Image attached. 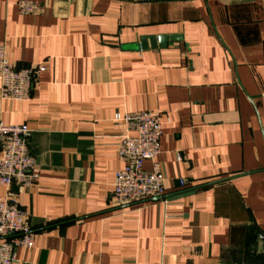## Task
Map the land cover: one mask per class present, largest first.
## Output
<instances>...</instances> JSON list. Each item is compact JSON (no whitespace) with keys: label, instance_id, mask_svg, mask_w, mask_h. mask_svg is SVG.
I'll return each instance as SVG.
<instances>
[{"label":"crops","instance_id":"crops-1","mask_svg":"<svg viewBox=\"0 0 264 264\" xmlns=\"http://www.w3.org/2000/svg\"><path fill=\"white\" fill-rule=\"evenodd\" d=\"M19 1L0 0V44L44 70L28 101L0 97L39 175L0 185L34 237L14 264H264V0ZM141 110L163 119L165 192L117 205L115 115Z\"/></svg>","mask_w":264,"mask_h":264},{"label":"built area","instance_id":"built-area-1","mask_svg":"<svg viewBox=\"0 0 264 264\" xmlns=\"http://www.w3.org/2000/svg\"><path fill=\"white\" fill-rule=\"evenodd\" d=\"M18 6L22 14L39 10V5L30 0H20ZM43 70V66H18L8 57L5 45L0 44L1 99L28 101L37 72ZM115 119L125 124L118 148L123 165L116 170L114 177L115 203L120 205L161 197L165 192L158 160L163 134L161 114L141 110L123 115L117 113ZM30 135L31 130L26 123L0 122V185L7 188L16 185L25 189L38 178L36 158L29 145ZM146 162L151 163L149 168H146ZM33 243L34 237L24 208L12 195L0 199V264H14L17 249L32 247Z\"/></svg>","mask_w":264,"mask_h":264},{"label":"water","instance_id":"water-1","mask_svg":"<svg viewBox=\"0 0 264 264\" xmlns=\"http://www.w3.org/2000/svg\"><path fill=\"white\" fill-rule=\"evenodd\" d=\"M171 39H174V37H171ZM168 40H169L168 36H160L158 38H156V37H151V38L143 37V38H141L139 43L127 45V48L138 50V49L156 48L157 46L166 47ZM259 244L264 249V235L259 236Z\"/></svg>","mask_w":264,"mask_h":264},{"label":"rangeland","instance_id":"rangeland-1","mask_svg":"<svg viewBox=\"0 0 264 264\" xmlns=\"http://www.w3.org/2000/svg\"><path fill=\"white\" fill-rule=\"evenodd\" d=\"M18 250V249H17Z\"/></svg>","mask_w":264,"mask_h":264}]
</instances>
